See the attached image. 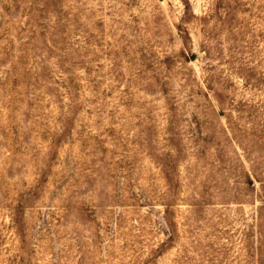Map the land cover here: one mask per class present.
Returning a JSON list of instances; mask_svg holds the SVG:
<instances>
[{"label": "rangeland", "instance_id": "obj_1", "mask_svg": "<svg viewBox=\"0 0 264 264\" xmlns=\"http://www.w3.org/2000/svg\"><path fill=\"white\" fill-rule=\"evenodd\" d=\"M0 264H264V0H0Z\"/></svg>", "mask_w": 264, "mask_h": 264}]
</instances>
